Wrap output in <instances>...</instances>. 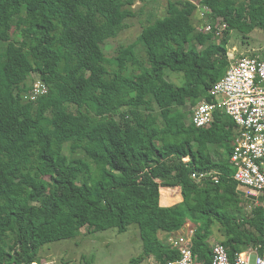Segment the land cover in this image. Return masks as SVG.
Here are the masks:
<instances>
[{"label": "trees", "instance_id": "obj_1", "mask_svg": "<svg viewBox=\"0 0 264 264\" xmlns=\"http://www.w3.org/2000/svg\"><path fill=\"white\" fill-rule=\"evenodd\" d=\"M137 1L0 0V264L36 261L43 246L83 228L123 233L132 224L144 255L166 264L179 253L158 233L189 221L199 223L192 251L202 264L211 263L214 223L231 261L262 252L264 205L238 207L255 202L233 179V123L219 112L205 128L189 118L229 66L230 32L264 30V0H200L208 33L192 21L195 3L169 1L139 35L144 60L137 43L106 57L102 46ZM31 74L47 89L35 101L23 98Z\"/></svg>", "mask_w": 264, "mask_h": 264}, {"label": "built area", "instance_id": "obj_2", "mask_svg": "<svg viewBox=\"0 0 264 264\" xmlns=\"http://www.w3.org/2000/svg\"><path fill=\"white\" fill-rule=\"evenodd\" d=\"M203 11L200 13L201 18L207 12L206 9ZM224 28L225 24L219 25L216 35ZM211 29V24L204 22L202 32L208 33ZM228 60L229 66L224 76L209 90L212 100H201L191 106L189 121L197 128H205L211 124L216 112L230 119L234 125L230 156V163L235 170L233 179L238 188L255 195L264 205V56L241 55ZM44 93L46 87L40 82L35 83L24 99L34 101ZM183 160L188 161V158ZM195 230L196 225L186 223L178 231L163 233L164 242L179 253L178 259L166 264H202L192 251ZM209 245L212 255L210 264H264V247L261 253L258 252L260 246L250 247L237 253L231 261L223 244L212 241ZM28 264L58 263L49 259Z\"/></svg>", "mask_w": 264, "mask_h": 264}, {"label": "rangeland", "instance_id": "obj_3", "mask_svg": "<svg viewBox=\"0 0 264 264\" xmlns=\"http://www.w3.org/2000/svg\"><path fill=\"white\" fill-rule=\"evenodd\" d=\"M173 0H144L137 1L133 6L134 16L126 21V27L113 38L107 40L102 46L103 51L108 58L116 55V50L120 46H126L131 43H137L139 58L144 60V53L140 44H138L139 35L143 27L155 18H161L166 15L167 4ZM197 5V10L193 16V23L199 30L207 20L198 19L200 13L204 12L203 7L199 4L200 0H190ZM199 15V16H198ZM205 15V14H204ZM201 23L199 24L198 22ZM203 21V22H202ZM198 23V24H197ZM201 25V26H200ZM218 32V42L224 43L223 31ZM11 40L20 41L21 35L13 30L10 35ZM227 49V59L232 57L238 58L241 55L264 56V30L257 27L249 33L243 34L239 31L232 30L228 36L226 43L222 44ZM4 49L0 44V52ZM229 63V60H228ZM167 79L176 86L182 84V75L171 73ZM39 79L35 74H31L25 85L39 83ZM26 95V94H25ZM24 95V97H25ZM75 108H73L74 110ZM78 156L82 157L81 154ZM256 203L246 202L241 199L238 207L244 213L250 211ZM191 225L195 223L188 222ZM220 226L216 223L212 225V234L209 242L220 241L222 239L219 231ZM88 228L81 229L78 236L62 240L59 242L47 244L43 246L38 253V261L54 259L58 264H153L152 256L144 255L143 244L140 238L139 229L136 225L128 226L127 230L119 233L116 229H108L105 231L89 232ZM161 241H165L163 233H158Z\"/></svg>", "mask_w": 264, "mask_h": 264}, {"label": "crops", "instance_id": "obj_4", "mask_svg": "<svg viewBox=\"0 0 264 264\" xmlns=\"http://www.w3.org/2000/svg\"><path fill=\"white\" fill-rule=\"evenodd\" d=\"M162 189V188H161ZM161 189H160V191H161ZM238 190H240V191H244L245 193H246V191L244 190V189H241V188H238ZM180 188H179V196H180V201H177L176 203H179V202H181L182 201V197H181V194H180ZM246 195H252V194H247L246 193ZM242 196V195H241ZM253 196H255V195H253ZM244 197H246V196H244ZM256 197V196H255ZM253 201V200H252ZM255 203H260V204H262L261 203V201H260V199L259 198H257L256 197V200L254 201ZM175 204V203H174ZM160 205L161 206H171V205H164V204H161V193H160ZM173 205V204H172ZM161 233V232H160ZM160 238V237H159Z\"/></svg>", "mask_w": 264, "mask_h": 264}, {"label": "water", "instance_id": "obj_5", "mask_svg": "<svg viewBox=\"0 0 264 264\" xmlns=\"http://www.w3.org/2000/svg\"><path fill=\"white\" fill-rule=\"evenodd\" d=\"M238 193H239L240 195H242V196H246L248 199H251V200H253V201L256 200V197H255V196H253V195H246V193H245L244 191H240V190H238Z\"/></svg>", "mask_w": 264, "mask_h": 264}, {"label": "clouds", "instance_id": "obj_6", "mask_svg": "<svg viewBox=\"0 0 264 264\" xmlns=\"http://www.w3.org/2000/svg\"><path fill=\"white\" fill-rule=\"evenodd\" d=\"M201 28H202V27H201ZM40 83H41V82H40ZM32 87H33V86H32ZM31 89H32V88H31ZM46 91H47V89H46ZM44 94H45V93H44ZM44 94H43V95H44ZM41 96H42V95H41ZM39 97H40V96H39ZM39 97H38V98H39ZM23 98H24V97H23ZM38 98H37V99H38ZM34 101H35V100H34ZM158 237H159V236H158ZM154 263H155V261H154Z\"/></svg>", "mask_w": 264, "mask_h": 264}]
</instances>
